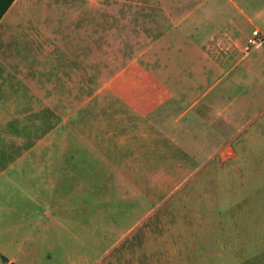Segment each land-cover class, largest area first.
<instances>
[{"label":"rangeland","instance_id":"rangeland-1","mask_svg":"<svg viewBox=\"0 0 264 264\" xmlns=\"http://www.w3.org/2000/svg\"><path fill=\"white\" fill-rule=\"evenodd\" d=\"M21 2L53 35L32 42L53 56V120L7 147L22 168L0 169L1 249L29 264H264V63L197 70L176 0Z\"/></svg>","mask_w":264,"mask_h":264},{"label":"crops","instance_id":"crops-1","mask_svg":"<svg viewBox=\"0 0 264 264\" xmlns=\"http://www.w3.org/2000/svg\"><path fill=\"white\" fill-rule=\"evenodd\" d=\"M176 2V8L188 9L179 17L177 24L191 26L189 38L182 31L180 39L191 41L188 49L193 58L197 56L205 60L202 62L199 58L197 70L204 63H207L208 72L234 62L233 67L241 66L243 72L248 70L252 75L264 63V47H247L250 26L264 31V0ZM32 7L29 2L14 0L0 19V169L4 173L7 168H22L21 161H9L7 164V147L11 146V152H20L21 149H14V140L22 135L23 130L26 136L36 138L38 133L32 130H37V121L53 120V56L40 58L42 55L32 48V42L36 46L39 39L52 40L53 35L46 28L39 33L40 17L33 13ZM229 8L236 9L234 16L230 17ZM253 48L254 52H250ZM33 151H37V140ZM0 255L8 258L4 264H29L9 249H1Z\"/></svg>","mask_w":264,"mask_h":264},{"label":"built area","instance_id":"built-area-1","mask_svg":"<svg viewBox=\"0 0 264 264\" xmlns=\"http://www.w3.org/2000/svg\"><path fill=\"white\" fill-rule=\"evenodd\" d=\"M248 48H261L264 47V31L259 28H254L248 36Z\"/></svg>","mask_w":264,"mask_h":264},{"label":"trees","instance_id":"trees-1","mask_svg":"<svg viewBox=\"0 0 264 264\" xmlns=\"http://www.w3.org/2000/svg\"><path fill=\"white\" fill-rule=\"evenodd\" d=\"M14 0H0V19L3 17L7 9L11 6ZM4 259L8 262V258L4 256ZM9 264H18L16 262H10Z\"/></svg>","mask_w":264,"mask_h":264}]
</instances>
